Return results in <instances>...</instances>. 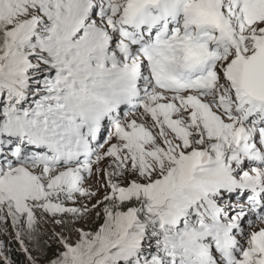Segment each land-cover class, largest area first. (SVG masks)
Instances as JSON below:
<instances>
[{
  "label": "snow or ice",
  "instance_id": "6c2138e0",
  "mask_svg": "<svg viewBox=\"0 0 264 264\" xmlns=\"http://www.w3.org/2000/svg\"><path fill=\"white\" fill-rule=\"evenodd\" d=\"M0 264H264V0H0Z\"/></svg>",
  "mask_w": 264,
  "mask_h": 264
}]
</instances>
